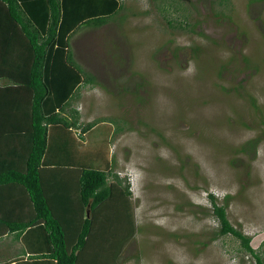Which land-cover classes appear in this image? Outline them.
Returning <instances> with one entry per match:
<instances>
[{
    "label": "rangeland",
    "instance_id": "obj_1",
    "mask_svg": "<svg viewBox=\"0 0 264 264\" xmlns=\"http://www.w3.org/2000/svg\"><path fill=\"white\" fill-rule=\"evenodd\" d=\"M119 1L105 24L70 39L96 82L73 105L81 122L111 125L112 171L130 184L138 230L115 264H254L232 235L211 240L218 222L207 194L219 203L229 195V222L259 249L264 0ZM96 133L103 138V127ZM252 138L255 156L240 151Z\"/></svg>",
    "mask_w": 264,
    "mask_h": 264
},
{
    "label": "trees",
    "instance_id": "obj_2",
    "mask_svg": "<svg viewBox=\"0 0 264 264\" xmlns=\"http://www.w3.org/2000/svg\"><path fill=\"white\" fill-rule=\"evenodd\" d=\"M120 7L119 0H0V239L22 236L19 263L115 264L138 230L130 184L108 157L111 125L81 122L73 105L79 89L96 82L74 59L70 39ZM258 141L240 151L255 156ZM59 186L60 198L52 193ZM228 197L219 203L207 194L218 222L211 240L230 234L254 264H264V240L255 249L252 237L233 227Z\"/></svg>",
    "mask_w": 264,
    "mask_h": 264
},
{
    "label": "crops",
    "instance_id": "obj_3",
    "mask_svg": "<svg viewBox=\"0 0 264 264\" xmlns=\"http://www.w3.org/2000/svg\"><path fill=\"white\" fill-rule=\"evenodd\" d=\"M60 173V170L59 172ZM57 197L60 198V186L56 188ZM21 235L18 237L14 236L13 233H7L3 238L0 239V264L4 261H10L12 264L17 262V264H37L38 262H25L19 263V253L23 248V241L21 240ZM32 243V240L30 241ZM38 264H50L49 262H41Z\"/></svg>",
    "mask_w": 264,
    "mask_h": 264
},
{
    "label": "water",
    "instance_id": "obj_4",
    "mask_svg": "<svg viewBox=\"0 0 264 264\" xmlns=\"http://www.w3.org/2000/svg\"><path fill=\"white\" fill-rule=\"evenodd\" d=\"M86 213H87V215H88V211H87Z\"/></svg>",
    "mask_w": 264,
    "mask_h": 264
}]
</instances>
